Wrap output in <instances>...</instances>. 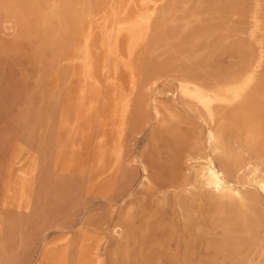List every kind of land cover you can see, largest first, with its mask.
Returning <instances> with one entry per match:
<instances>
[{
	"label": "rangeland",
	"instance_id": "1",
	"mask_svg": "<svg viewBox=\"0 0 264 264\" xmlns=\"http://www.w3.org/2000/svg\"><path fill=\"white\" fill-rule=\"evenodd\" d=\"M255 176L264 0H0V264H264Z\"/></svg>",
	"mask_w": 264,
	"mask_h": 264
},
{
	"label": "bare ground",
	"instance_id": "2",
	"mask_svg": "<svg viewBox=\"0 0 264 264\" xmlns=\"http://www.w3.org/2000/svg\"><path fill=\"white\" fill-rule=\"evenodd\" d=\"M129 33L131 34L130 36H132V33ZM179 93L184 98L188 99L189 102H197V104L203 108V110L208 114L209 118L212 121L217 115L221 113L222 110L226 108L227 104H229V102L234 98L235 95L234 89L227 85L217 87L215 89H212L211 91H205L196 86L186 85L180 88ZM153 119H155L156 121L160 119V109L157 106L156 102L153 104ZM207 146L211 153L210 155L207 154V156L203 159L205 164L202 166L200 174L204 177L208 185L215 187L217 191H229L241 198L243 195L238 185L231 182L230 179L228 180L225 172L223 171V168L219 167L216 163L214 154L220 153L223 150V145L219 135L209 125L207 132ZM141 168L143 172H147V165L144 162H141ZM249 169L251 170V172L256 173L257 171V168L253 169L251 166H249ZM254 181L264 193V178L255 176Z\"/></svg>",
	"mask_w": 264,
	"mask_h": 264
}]
</instances>
